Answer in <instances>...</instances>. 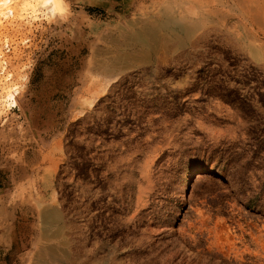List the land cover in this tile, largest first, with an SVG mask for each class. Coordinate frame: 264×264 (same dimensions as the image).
I'll list each match as a JSON object with an SVG mask.
<instances>
[{
  "label": "rangeland",
  "instance_id": "obj_1",
  "mask_svg": "<svg viewBox=\"0 0 264 264\" xmlns=\"http://www.w3.org/2000/svg\"><path fill=\"white\" fill-rule=\"evenodd\" d=\"M57 1L0 0V264H264V0H168L198 28L119 68L111 35L166 0Z\"/></svg>",
  "mask_w": 264,
  "mask_h": 264
},
{
  "label": "bare ground",
  "instance_id": "obj_2",
  "mask_svg": "<svg viewBox=\"0 0 264 264\" xmlns=\"http://www.w3.org/2000/svg\"><path fill=\"white\" fill-rule=\"evenodd\" d=\"M4 1L6 4H11L12 1H14V5L10 9V12H16L19 15L21 14V11H26L30 8H33V10L36 11L37 9L35 7L37 5L43 4V6L46 7L53 5L52 9L49 7L51 11H54L57 7H54L56 4L52 3H56L57 0ZM140 7L141 11L138 14L133 17H129L130 15H126L127 17L125 16L126 23L123 26H118L116 32L118 33L117 36L114 37V35H111L113 46L109 48L110 50L108 49L101 53L106 55V57L103 56V60L104 58L107 60L106 62L108 63L109 68L110 66L115 68L120 65V67H122L124 64L132 66L135 59L141 61L146 53L157 51L158 49L165 47L166 44L173 43L175 45H183L186 39L190 38L189 36L198 28L196 19L194 20L192 19L193 17L190 18V16L188 17L186 14L183 15L180 11V7L178 8V5L175 2L166 0L163 1V3H156V7L152 4V7H149L151 8L150 10H146L147 7L145 6ZM112 48L113 50H111ZM149 53L147 55L148 60L150 57ZM136 61L137 60L134 62ZM102 63L103 62H101V64ZM1 98L0 95V103ZM199 173L200 169L193 168L184 176L180 193L182 200L185 201L192 182ZM40 223L44 236H55L56 238L57 235L59 236V234H61L59 214L54 208L46 207L41 211ZM85 249L87 250L88 247ZM89 250L90 253L92 254L93 252L94 255L98 253L102 254L101 258L92 259V262L95 264H109L113 253H116L113 248L109 249V245L106 241L102 242V240L100 242H95L93 244V249L90 248ZM68 253L69 252L66 250V246L63 243H40L33 264H65L71 259Z\"/></svg>",
  "mask_w": 264,
  "mask_h": 264
}]
</instances>
